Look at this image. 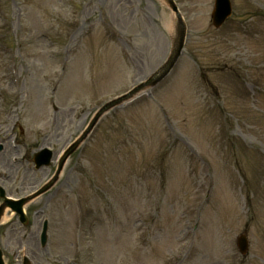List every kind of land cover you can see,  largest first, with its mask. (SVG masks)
I'll use <instances>...</instances> for the list:
<instances>
[{
  "label": "rangeland",
  "instance_id": "obj_1",
  "mask_svg": "<svg viewBox=\"0 0 264 264\" xmlns=\"http://www.w3.org/2000/svg\"><path fill=\"white\" fill-rule=\"evenodd\" d=\"M175 1L187 23L175 66L103 116L57 183L27 203V229L7 211V263L25 254L32 264H264V0H232L221 27L215 0ZM176 22L166 0H0L9 195L55 172L57 160L34 169V152L59 153L99 105L166 60Z\"/></svg>",
  "mask_w": 264,
  "mask_h": 264
},
{
  "label": "water",
  "instance_id": "obj_2",
  "mask_svg": "<svg viewBox=\"0 0 264 264\" xmlns=\"http://www.w3.org/2000/svg\"><path fill=\"white\" fill-rule=\"evenodd\" d=\"M169 3L171 4V7L173 10L176 12L178 18H179V25H178V38L175 43L174 49L168 59V61L156 72L150 79L148 83L155 84L158 82L173 66L176 58L181 52V49L184 44V38H185V24L183 23L181 14L179 12V9L175 2L173 0H168ZM231 1L230 0H217L216 1V8L213 12V17H214V23L217 26H220L224 20L231 14ZM144 83L135 87L133 90H131L129 93L120 96L118 98H115L113 100H110L103 104L97 112L94 114L93 118L91 119L90 123L88 126L84 129V131L80 134V136L68 146V148L65 150L60 163L59 167L57 170L56 175L48 182L46 183L43 187H41L38 191H36L33 195L20 199V200H12V199H5V202L1 205L0 207V217L3 214L5 207L10 206L14 211L19 212L23 218H25V215L23 214V205L28 201L31 200L32 198L40 195L41 193L45 192L49 188L53 186V184L57 181L59 174L68 159V157L77 149V147L85 140V138L88 136V134L91 132L93 127L96 125V123L99 121L101 116L117 105L119 102L123 101L126 98L131 97L133 94H135L137 91H139L141 88L144 87ZM52 156V151L49 150L48 148H45L41 150L37 155H36V161L38 164H43V163H50ZM46 229H47V222L45 223L44 226V231H43V242H46L47 239V234H46ZM239 246L240 249L243 253H246L248 250V240L247 236L245 234L241 235L239 237ZM0 264H6L4 259H3V254L0 249ZM24 264H31L29 259L26 257L25 258V263Z\"/></svg>",
  "mask_w": 264,
  "mask_h": 264
},
{
  "label": "bare ground",
  "instance_id": "obj_3",
  "mask_svg": "<svg viewBox=\"0 0 264 264\" xmlns=\"http://www.w3.org/2000/svg\"><path fill=\"white\" fill-rule=\"evenodd\" d=\"M8 217H9V213H5L4 216H3V220L8 219Z\"/></svg>",
  "mask_w": 264,
  "mask_h": 264
}]
</instances>
